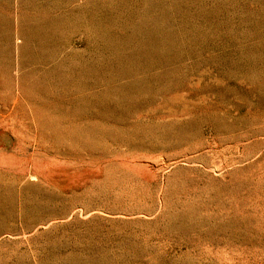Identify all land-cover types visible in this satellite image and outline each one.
Masks as SVG:
<instances>
[{
	"label": "rangeland",
	"instance_id": "rangeland-1",
	"mask_svg": "<svg viewBox=\"0 0 264 264\" xmlns=\"http://www.w3.org/2000/svg\"><path fill=\"white\" fill-rule=\"evenodd\" d=\"M0 264H264V0H0Z\"/></svg>",
	"mask_w": 264,
	"mask_h": 264
},
{
	"label": "bare ground",
	"instance_id": "bare-ground-1",
	"mask_svg": "<svg viewBox=\"0 0 264 264\" xmlns=\"http://www.w3.org/2000/svg\"><path fill=\"white\" fill-rule=\"evenodd\" d=\"M238 230L240 231V224L234 225V223H229V224H216L215 226H213V228L211 227H208L206 229L201 228L200 232L208 237H212L215 234H222L229 237H235L239 233Z\"/></svg>",
	"mask_w": 264,
	"mask_h": 264
}]
</instances>
